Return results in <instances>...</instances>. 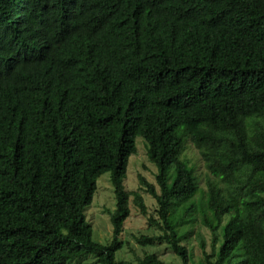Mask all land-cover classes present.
Returning a JSON list of instances; mask_svg holds the SVG:
<instances>
[{"label": "trees", "instance_id": "obj_1", "mask_svg": "<svg viewBox=\"0 0 264 264\" xmlns=\"http://www.w3.org/2000/svg\"><path fill=\"white\" fill-rule=\"evenodd\" d=\"M138 136L155 183L127 190ZM105 172L103 244L85 211ZM131 198L159 230L141 246L192 264L199 215L200 264H264V0H0V264H164L115 258Z\"/></svg>", "mask_w": 264, "mask_h": 264}, {"label": "rangeland", "instance_id": "obj_2", "mask_svg": "<svg viewBox=\"0 0 264 264\" xmlns=\"http://www.w3.org/2000/svg\"><path fill=\"white\" fill-rule=\"evenodd\" d=\"M136 153L129 158L124 187L127 190H139L138 175L144 176L148 182L155 183V166L146 156V144L142 137L135 139ZM186 157L193 166L196 167V173L200 178V187L205 188V172L200 161L199 154L195 148L187 143ZM97 188L94 193L92 203L85 211L86 219L92 227V237L99 243H108L112 237V225L109 219V211H113L115 206L114 193L110 182V173L105 172L97 180ZM141 192V191H140ZM144 203L147 207L148 215L155 214L156 203L148 194L141 192ZM198 198V197H197ZM180 211V210H179ZM190 230L185 243L192 253V264H200L202 253L200 241L203 240L206 250H210V234L206 227L200 222L197 215L196 220L190 225L181 228V232ZM159 233L156 226L148 225L147 217L143 216L138 208L130 200V216L124 222V230L121 235L123 247L115 253L117 260L123 259L136 263L137 258L143 254H155L164 264H181L180 259L169 249L166 244H154L148 246L139 245L135 238L141 234L154 235ZM184 241V240H183ZM70 264H97L91 255L79 262Z\"/></svg>", "mask_w": 264, "mask_h": 264}]
</instances>
